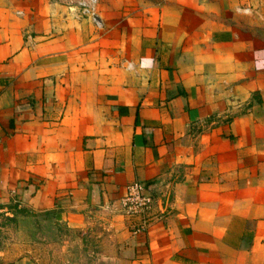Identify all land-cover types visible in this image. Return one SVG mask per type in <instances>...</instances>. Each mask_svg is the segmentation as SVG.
I'll return each mask as SVG.
<instances>
[{"label":"crops","instance_id":"1","mask_svg":"<svg viewBox=\"0 0 264 264\" xmlns=\"http://www.w3.org/2000/svg\"><path fill=\"white\" fill-rule=\"evenodd\" d=\"M95 19L0 0V264H264V0Z\"/></svg>","mask_w":264,"mask_h":264},{"label":"built area","instance_id":"2","mask_svg":"<svg viewBox=\"0 0 264 264\" xmlns=\"http://www.w3.org/2000/svg\"><path fill=\"white\" fill-rule=\"evenodd\" d=\"M98 0H68L67 6L74 7L79 16L89 17L97 22L96 9ZM124 205L128 215L139 218L136 231H143L151 221L154 198L145 183L133 182L127 187Z\"/></svg>","mask_w":264,"mask_h":264},{"label":"rangeland","instance_id":"3","mask_svg":"<svg viewBox=\"0 0 264 264\" xmlns=\"http://www.w3.org/2000/svg\"><path fill=\"white\" fill-rule=\"evenodd\" d=\"M68 1V0H67ZM100 3H101V0H98V4H97V8H99L100 7ZM96 12H97V9H96ZM82 17V16H81ZM83 18H88V19H90L89 17H83ZM90 20H92V19H90ZM93 21V20H92Z\"/></svg>","mask_w":264,"mask_h":264}]
</instances>
